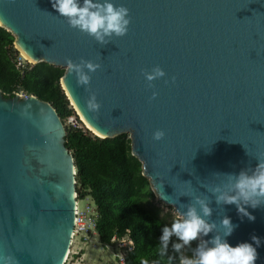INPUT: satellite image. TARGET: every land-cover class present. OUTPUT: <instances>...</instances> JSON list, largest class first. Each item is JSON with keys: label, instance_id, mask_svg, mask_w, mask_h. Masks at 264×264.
<instances>
[{"label": "water", "instance_id": "obj_1", "mask_svg": "<svg viewBox=\"0 0 264 264\" xmlns=\"http://www.w3.org/2000/svg\"><path fill=\"white\" fill-rule=\"evenodd\" d=\"M113 2L129 9L130 23L105 45L69 27L51 0H0V26L31 63L65 69L61 85L95 135H129L156 197L180 212L187 182L211 197L204 185L223 180L214 173L253 167L264 153V0ZM69 58L100 63L87 89L66 71ZM156 65L165 75L148 82ZM90 92L98 111L86 106ZM66 135L51 102L0 89V255L16 264H66L78 197ZM211 206L218 231L222 215L237 225L231 244L264 238V206L249 208L253 221L233 204ZM257 252L264 264V239Z\"/></svg>", "mask_w": 264, "mask_h": 264}, {"label": "trees", "instance_id": "obj_2", "mask_svg": "<svg viewBox=\"0 0 264 264\" xmlns=\"http://www.w3.org/2000/svg\"><path fill=\"white\" fill-rule=\"evenodd\" d=\"M14 42V35L0 26V89L4 95L34 94L51 102L64 121L76 115L61 85L65 69L45 61L18 66ZM66 145L75 158L78 197L89 196L96 205L101 243L128 236L133 249L126 254V264H168V254L174 257L172 264H179L170 245L165 256L159 254L160 228L171 222L154 203L156 195L143 174L142 162L132 152L129 135L102 138L69 125ZM191 244L195 246L196 241ZM181 253L191 255L190 248Z\"/></svg>", "mask_w": 264, "mask_h": 264}, {"label": "clouds", "instance_id": "obj_3", "mask_svg": "<svg viewBox=\"0 0 264 264\" xmlns=\"http://www.w3.org/2000/svg\"><path fill=\"white\" fill-rule=\"evenodd\" d=\"M51 4L69 27L87 33L100 45H105L112 37L123 36L128 31L129 9L113 0H51ZM65 63L66 71L74 73L77 83L86 89L91 81L90 74L101 67L99 62L84 58L79 62L69 58ZM164 75V70L158 65L153 66L151 71L144 72L148 82ZM156 94L155 91L152 92L153 97ZM86 106L90 111L99 110L100 103L95 92L89 93ZM164 135L162 129H157L153 132V139L160 140ZM255 159V166L241 168L237 173H214L215 176L223 177V180L211 187L204 185L211 197L195 194L190 182L186 181L190 187L181 195L190 197V201L183 204V211L177 213L170 225L165 224L160 228V256L168 253L170 245L172 251L178 254L179 264H255L257 249L264 238L252 234L250 240L231 244L227 237L237 226L231 217H220L219 227L222 231L217 230V221L211 219L214 200L216 205H235L241 219L246 217L249 221L255 220L249 208L264 206V153ZM209 233L212 235L209 236ZM194 240L195 246L191 244ZM185 247L190 248L191 255L181 253ZM173 259L172 255H167L168 264H172ZM0 264H16L15 258L0 255Z\"/></svg>", "mask_w": 264, "mask_h": 264}, {"label": "rangeland", "instance_id": "obj_4", "mask_svg": "<svg viewBox=\"0 0 264 264\" xmlns=\"http://www.w3.org/2000/svg\"><path fill=\"white\" fill-rule=\"evenodd\" d=\"M18 51H19V56L23 58L25 62H30V60L28 59L26 60V56L20 50ZM71 105L73 106L72 102ZM74 110L76 112V115H73L72 117H68L64 121L66 127L69 125H78L86 130H89L92 134L95 135L92 129H90V127L83 121L82 117L79 115V112L75 108ZM78 200L80 201V205L82 207L87 201L92 202L90 198H84V199L79 198ZM154 203L161 207L162 215L168 214V218L170 222H172L173 219L176 218L178 212L175 210L173 206H169L165 204L157 197H155ZM70 250H72V252L66 264H74V263L75 264H107L108 260H112L115 254L119 253L120 251L116 243H112L111 246H109L108 248L105 247L101 243L97 235H94L92 237L90 244H85L80 241L79 237H75L74 244L71 246Z\"/></svg>", "mask_w": 264, "mask_h": 264}, {"label": "built area", "instance_id": "obj_5", "mask_svg": "<svg viewBox=\"0 0 264 264\" xmlns=\"http://www.w3.org/2000/svg\"><path fill=\"white\" fill-rule=\"evenodd\" d=\"M16 60H17V65L20 67L26 64V62L20 56H17ZM21 93L27 95L23 92ZM85 198H90V197L87 196ZM78 199L79 197H77L76 223L73 233L72 245L74 244L75 237H79L80 241L85 244H90L92 237L94 235L98 236V232L96 229L97 216H98L97 208L93 201L92 202L87 201L82 207ZM80 199H84V198H80ZM112 243H116L120 251L119 253L115 254L114 258L112 260H109L107 264H126L125 257L127 252L133 249V241L128 236H126L122 238H113L111 243L103 244V245L108 248L109 246H111ZM71 252L72 250H70L69 252L66 263L68 262Z\"/></svg>", "mask_w": 264, "mask_h": 264}, {"label": "bare ground", "instance_id": "obj_6", "mask_svg": "<svg viewBox=\"0 0 264 264\" xmlns=\"http://www.w3.org/2000/svg\"><path fill=\"white\" fill-rule=\"evenodd\" d=\"M16 46L18 47V45H16ZM26 58H28V57L26 56ZM82 119L90 127V129H92V131L97 134V132L90 126V124L83 118V116H82Z\"/></svg>", "mask_w": 264, "mask_h": 264}, {"label": "crops", "instance_id": "obj_7", "mask_svg": "<svg viewBox=\"0 0 264 264\" xmlns=\"http://www.w3.org/2000/svg\"><path fill=\"white\" fill-rule=\"evenodd\" d=\"M109 261V260H108ZM75 264V263H74Z\"/></svg>", "mask_w": 264, "mask_h": 264}]
</instances>
